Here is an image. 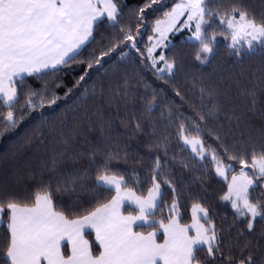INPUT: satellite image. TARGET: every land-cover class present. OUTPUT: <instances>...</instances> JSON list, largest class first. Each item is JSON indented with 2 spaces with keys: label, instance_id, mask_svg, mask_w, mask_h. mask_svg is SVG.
<instances>
[{
  "label": "trees",
  "instance_id": "1",
  "mask_svg": "<svg viewBox=\"0 0 264 264\" xmlns=\"http://www.w3.org/2000/svg\"><path fill=\"white\" fill-rule=\"evenodd\" d=\"M113 2L118 22L99 20L94 39L76 62L16 83L15 128H5L8 107L0 99V205L5 208L0 224V264L6 260L10 239L8 202L31 206L35 196L47 190L53 193L56 212L79 218L115 195L114 189L98 183L105 167L110 174L122 176L137 195H146L157 175L161 196L160 206L150 216L153 221L167 223L173 201L179 205L184 225L191 224L193 204L206 208L220 252L213 260L206 249L198 251L202 264H238L246 255L252 256L254 264H264V219L257 217L249 230L248 218L222 199L228 181L217 176L210 157L199 159L176 135L182 120L196 121L204 130L209 151L215 149L222 157L235 154L250 159L253 152L264 151V45L256 43L252 51L247 46L233 50L228 39L217 35L213 55L201 63L195 59L198 41L190 40L191 30L184 28L169 34L164 41L167 47L159 46L153 53L176 60L172 75L158 73L146 50L153 43L150 37L157 36L156 21L163 20L178 0H158L150 6V0ZM206 4L213 12L241 7L258 23L264 21V0H206ZM208 27L214 31L223 28L215 16ZM121 28L132 30L136 47H130L131 41L121 43L100 64L87 68L93 56L124 34ZM157 67H163V62ZM32 94L46 101L55 96L56 103L28 110L26 100ZM157 159L161 164L158 174ZM223 162L232 165L229 178L239 174L238 161ZM249 196L264 204V181H256ZM124 212L136 214L137 209L128 206ZM136 230L144 234L160 231L152 223ZM158 236L163 239L161 232ZM87 238L93 255H99L100 247L91 232Z\"/></svg>",
  "mask_w": 264,
  "mask_h": 264
},
{
  "label": "snow or ice",
  "instance_id": "2",
  "mask_svg": "<svg viewBox=\"0 0 264 264\" xmlns=\"http://www.w3.org/2000/svg\"><path fill=\"white\" fill-rule=\"evenodd\" d=\"M157 2L150 0L149 6ZM140 11L143 12V9ZM118 15L113 0H0V98L8 107L4 116L5 128H15L18 124L13 111L18 103L16 83L22 81L25 75L55 70L76 62L82 54L81 50L94 39L97 21L106 17L116 24ZM185 15L183 24L178 28L180 18ZM213 16L219 20L222 29H209ZM182 28L191 29L193 34L190 39L198 41L199 51L195 59L201 63L213 55L217 35L230 39L233 50H237L238 45L241 48L246 45L249 51L254 50L256 43L264 45V21L258 23L241 7L213 12L207 7L206 0H178L163 20L156 21L154 32L157 36L150 37L154 42L146 50V56L156 72L173 74L176 60L167 58L163 53H153L159 46L167 47L164 41L169 32ZM120 31L124 34L99 55L93 56L87 62V68L100 64L121 43L131 41L130 47H136L132 30L124 32L121 28ZM161 61L163 67H157ZM52 74L55 75V72ZM86 75L87 71L80 79L83 80ZM177 95L180 93L177 92ZM56 99L53 96L46 101L32 94L27 98L26 105L28 110L34 111L45 103L55 104ZM204 119L203 115L199 117L201 121ZM136 127L138 129L139 125ZM176 135L199 159L210 157L216 174L228 181V190L222 199L230 201L240 216L248 218L247 227L252 230L257 217L264 219V204L254 202L249 196V189L256 181H264V151L253 152L248 159L227 154L228 149L225 148L227 155L222 157L215 149L209 151L210 146L203 138L204 130L196 121L182 120L177 125ZM220 146L223 147L222 144ZM224 159L238 161L240 165L239 174L231 175L230 180L232 165L225 164ZM155 167L158 174L161 169L159 159ZM246 169H251V172ZM98 181L114 189L115 195L76 219L56 212L53 193L47 190L37 194L31 206L8 202L10 239L4 264H202L197 252L205 249L208 257L215 260L220 246L206 208L193 204L192 223L184 225L180 222L179 205L173 201L167 223L164 219L152 222L154 227L163 230L164 241L158 243L157 232L145 235L133 230L137 223H149V217L160 206L161 182L157 175H153L152 186L146 195H137L136 191L127 187L122 176L110 174L107 167L99 174ZM163 182L169 183L167 180ZM64 190H67L66 186ZM125 201L136 206V215L122 214ZM4 213L5 208L0 205V221ZM86 228L95 230L96 241L102 248L99 255L93 256L89 241L84 239ZM65 240L71 245L69 255L62 251ZM238 264H254V261L251 255H246L241 256Z\"/></svg>",
  "mask_w": 264,
  "mask_h": 264
},
{
  "label": "crops",
  "instance_id": "3",
  "mask_svg": "<svg viewBox=\"0 0 264 264\" xmlns=\"http://www.w3.org/2000/svg\"><path fill=\"white\" fill-rule=\"evenodd\" d=\"M98 22V21H97ZM94 32V31H93ZM48 71V70H47ZM44 72H46V71H44ZM40 73H42V72H40ZM34 74H39V73H34ZM26 76H28V75H25L24 77H26ZM0 99H2V98H0ZM159 200H160V198H159ZM158 203H159V201H158ZM125 207H128V205L127 204H125L124 203V205H123V207L121 208V212H122V214L123 215H129V214H127V213H125L124 212V208ZM55 210V209H54ZM156 210V209H155ZM155 210H154V212H155ZM137 214V213H136ZM135 215V214H134ZM191 216H192V212H191ZM9 222V221H8ZM201 223H203V221L201 220ZM141 225H144L143 223H138V224H136V225H134V228H133V230L134 231H137L136 230V228L138 227V226H141ZM92 233L93 234V236L95 237V240H96V234H95V230L94 229H91V228H86L85 230H84V239H86V240H88V238H87V233ZM138 232V231H137ZM155 232H157V231H155ZM144 234V233H143ZM148 233H146L145 235H147ZM159 233L157 234V242L158 243H163V241H164V237H163V239L162 240H159ZM89 241V240H88ZM97 242V241H96ZM97 244H98V246L100 247V245H99V243L97 242ZM89 245H90V242H89ZM90 247H91V245H90ZM71 245H70V243L67 241V240H65V241H63L62 242V251L65 253V255H69L70 253H71ZM92 251V250H91ZM100 251H102V248L100 247ZM93 254V253H92ZM94 256V255H93Z\"/></svg>",
  "mask_w": 264,
  "mask_h": 264
},
{
  "label": "rangeland",
  "instance_id": "4",
  "mask_svg": "<svg viewBox=\"0 0 264 264\" xmlns=\"http://www.w3.org/2000/svg\"><path fill=\"white\" fill-rule=\"evenodd\" d=\"M175 7V6H174ZM118 9V8H117ZM106 18V17H105ZM185 18H186V15L184 16V17H181L180 18V21H179V23L177 24V27L179 28L182 24H183V22H184V20H185ZM103 19V18H102ZM182 29H184V28H182ZM188 30H191V29H189V28H187ZM173 31H175V30H173ZM173 31H171V32H169L168 34H167V37H168V35L169 34H171ZM175 32H179V31H175ZM191 33H192V30H191ZM193 34V33H192ZM190 37H192V35L190 36ZM190 37H189V39H190ZM190 40H192V41H196L195 39H190ZM228 41H229V44L231 43V41H230V39H228ZM154 42V41H153ZM246 46V45H245ZM237 47H240L239 45L237 46ZM15 87H16V85H15ZM214 170H215V168H214ZM250 169H246V171H249ZM250 172V171H249ZM219 178H221V179H223V180H225L224 178H222V177H220L219 175H217ZM229 180H230V178H229ZM98 183H99V185H101V186H105V187H107V188H109L108 186H106V185H103L102 183H100L99 181H98ZM256 185V183L253 185V186H255ZM250 190H251V188L249 189V193H250ZM227 202H229L230 204H231V202L230 201H227ZM125 204H127L129 207H131V208H134V209H136V206L134 205V204H131L129 201H125L124 202ZM125 209V208H124ZM234 209V208H233ZM235 210V209H234ZM138 211V210H137ZM130 215V214H129ZM131 215H134V214H131ZM136 215V214H135ZM192 217V216H191ZM149 223H143L144 225H149V224H151L152 222H154L150 217H149ZM1 222L2 221H0V224H1ZM142 223V222H141ZM191 223H192V221H191ZM138 224V223H137ZM159 232H161L162 234H163V230L162 229H160V231ZM159 232H157V234L159 233ZM163 237H164V234H163ZM71 249V248H70Z\"/></svg>",
  "mask_w": 264,
  "mask_h": 264
}]
</instances>
